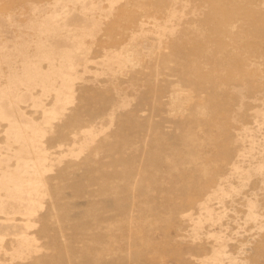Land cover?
Returning a JSON list of instances; mask_svg holds the SVG:
<instances>
[{
    "label": "rangeland",
    "instance_id": "rangeland-1",
    "mask_svg": "<svg viewBox=\"0 0 264 264\" xmlns=\"http://www.w3.org/2000/svg\"><path fill=\"white\" fill-rule=\"evenodd\" d=\"M0 264H264V0H0Z\"/></svg>",
    "mask_w": 264,
    "mask_h": 264
}]
</instances>
